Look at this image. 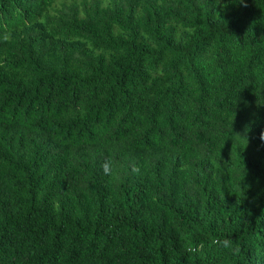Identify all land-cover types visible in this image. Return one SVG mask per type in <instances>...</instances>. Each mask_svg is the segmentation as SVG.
<instances>
[{
    "label": "trees",
    "instance_id": "trees-1",
    "mask_svg": "<svg viewBox=\"0 0 264 264\" xmlns=\"http://www.w3.org/2000/svg\"><path fill=\"white\" fill-rule=\"evenodd\" d=\"M0 264H264V0H0Z\"/></svg>",
    "mask_w": 264,
    "mask_h": 264
},
{
    "label": "clouds",
    "instance_id": "clouds-1",
    "mask_svg": "<svg viewBox=\"0 0 264 264\" xmlns=\"http://www.w3.org/2000/svg\"><path fill=\"white\" fill-rule=\"evenodd\" d=\"M105 171H108V166L107 165L105 166Z\"/></svg>",
    "mask_w": 264,
    "mask_h": 264
}]
</instances>
